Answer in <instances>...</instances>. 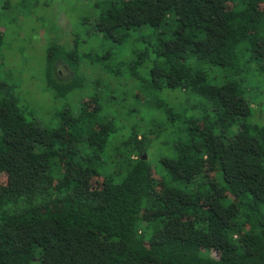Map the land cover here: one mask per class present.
I'll list each match as a JSON object with an SVG mask.
<instances>
[{
    "label": "trees",
    "instance_id": "16d2710c",
    "mask_svg": "<svg viewBox=\"0 0 264 264\" xmlns=\"http://www.w3.org/2000/svg\"><path fill=\"white\" fill-rule=\"evenodd\" d=\"M92 6L98 44H49L43 80L109 87L41 126L0 78V264H264V0Z\"/></svg>",
    "mask_w": 264,
    "mask_h": 264
},
{
    "label": "rangeland",
    "instance_id": "374dc122",
    "mask_svg": "<svg viewBox=\"0 0 264 264\" xmlns=\"http://www.w3.org/2000/svg\"><path fill=\"white\" fill-rule=\"evenodd\" d=\"M8 2L9 9L6 11L0 9V30H4L5 40V45L0 48V78L16 87L20 106L27 118L35 120L41 126H53L56 122L53 115L58 109L65 104L75 107L84 98L86 92L96 91L91 82L100 85L96 88L110 86L111 76L108 68L104 65L95 67L96 64H89L88 67L82 68L87 75V85L84 89L76 90L67 98L59 99L58 104H55L43 80L44 58L49 44L57 41L61 45H70L72 36L78 33L82 38L88 39L86 50L88 45L95 47L98 44L99 33L90 32V35H86L85 29L88 26L81 24V22L90 23L82 20L85 17L90 20L93 16L94 0H8ZM109 45L105 44L103 48H109ZM126 63L122 65L124 72ZM58 69L61 76L70 74L69 69L64 66L59 65ZM260 91L264 92V86H261ZM177 95L176 92L164 94L167 98L166 103L173 105L184 101V98L181 99ZM256 95L260 107L253 112V116L259 114L264 118V95L263 93ZM171 138L176 139V136ZM160 141L161 139L155 140L154 148L167 150ZM36 263V261L31 262V264Z\"/></svg>",
    "mask_w": 264,
    "mask_h": 264
},
{
    "label": "water",
    "instance_id": "95a60500",
    "mask_svg": "<svg viewBox=\"0 0 264 264\" xmlns=\"http://www.w3.org/2000/svg\"><path fill=\"white\" fill-rule=\"evenodd\" d=\"M143 158L145 159V158H146V156L144 155V156H143Z\"/></svg>",
    "mask_w": 264,
    "mask_h": 264
}]
</instances>
